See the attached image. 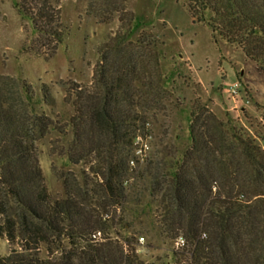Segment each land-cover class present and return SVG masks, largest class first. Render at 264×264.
Here are the masks:
<instances>
[{"label":"trees","instance_id":"1","mask_svg":"<svg viewBox=\"0 0 264 264\" xmlns=\"http://www.w3.org/2000/svg\"><path fill=\"white\" fill-rule=\"evenodd\" d=\"M61 1H15L37 55H54L68 35ZM187 8L215 43L240 49L264 73V0H187ZM118 67L113 80L102 75L97 94L76 96L66 156L84 169L62 179L63 198L48 193L37 158L39 140L62 134L42 110L49 92L43 88L39 99L24 80L0 75V238L10 247L0 264H143L135 252L140 234L151 236L149 248L152 240L181 236L191 264H264V191L247 193L236 178L237 152L254 178L264 170L259 149L226 139L216 125L215 137L203 114L191 112L185 148L139 167L135 141L145 136V116L132 110L133 72Z\"/></svg>","mask_w":264,"mask_h":264},{"label":"rangeland","instance_id":"2","mask_svg":"<svg viewBox=\"0 0 264 264\" xmlns=\"http://www.w3.org/2000/svg\"><path fill=\"white\" fill-rule=\"evenodd\" d=\"M15 1L0 0V75L24 80L39 99L43 88L49 92L50 106L42 110L62 134L51 132L36 148L51 196L63 198L62 179L78 176L84 169L71 165L66 156L73 139L68 120L76 115L77 94H97L102 75L106 78L107 73L113 80L119 64L133 72L136 81L129 83L132 110L145 116L143 127L138 124L145 136L135 141L142 149L135 154L139 167L185 148L191 112L203 114L205 130L216 125L226 139L253 144L264 159V73L240 49L215 43L205 23L190 16L187 0H62L60 21L68 35L52 56L31 50L34 36L29 23L14 9ZM234 84H238L235 102L228 95ZM92 103L99 102L93 99ZM122 106L127 109L125 102ZM217 132L210 133L219 138ZM238 153L239 184L247 193L264 191V170L254 178ZM150 237L140 234L138 239L143 241L135 246L143 264L188 263V247L176 251L175 240L163 239L152 240L149 248ZM9 249L0 238V257L8 256Z\"/></svg>","mask_w":264,"mask_h":264},{"label":"built area","instance_id":"3","mask_svg":"<svg viewBox=\"0 0 264 264\" xmlns=\"http://www.w3.org/2000/svg\"><path fill=\"white\" fill-rule=\"evenodd\" d=\"M228 95L233 99V101L235 102V99L237 98L238 96V84H234L233 86H231L230 88H228ZM138 143V142H137ZM137 154H140V151L138 150L136 152V155ZM101 237L100 233H95L92 235L91 239L92 240H99ZM202 239L205 238V235L203 234L201 236ZM139 243H141L143 241V238H139L138 239ZM186 248V242H185V239L182 238L181 236L180 237H177L174 241V249L176 251H182ZM187 264H191V256L190 254L188 255V263Z\"/></svg>","mask_w":264,"mask_h":264}]
</instances>
